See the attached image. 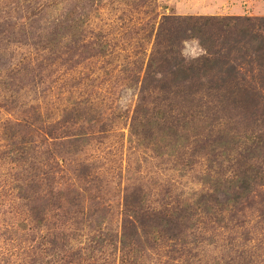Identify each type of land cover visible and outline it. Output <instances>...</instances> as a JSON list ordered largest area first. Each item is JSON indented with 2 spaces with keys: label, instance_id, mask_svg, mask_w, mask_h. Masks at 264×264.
<instances>
[{
  "label": "trees",
  "instance_id": "16d2710c",
  "mask_svg": "<svg viewBox=\"0 0 264 264\" xmlns=\"http://www.w3.org/2000/svg\"><path fill=\"white\" fill-rule=\"evenodd\" d=\"M101 1L88 0L94 11ZM136 1L132 8L147 3ZM73 13L44 37L42 61L34 64L41 71L53 67V79L44 82L45 91L59 88L50 97L51 113L60 115L58 124L85 123L86 136L95 125L96 132L113 134L118 123L127 143L168 165L160 188L139 177L125 194L129 228L121 227L117 264H147L139 236L150 247L157 243L165 264H264V17L153 15L132 34L145 48L126 49L120 46L129 35L115 40L93 32L90 12ZM187 40L198 41L201 54L185 59L180 46ZM117 88L135 90L122 116L109 107ZM5 123L0 140L18 166L21 142ZM68 136L60 134V144L76 146L77 136ZM186 177L195 190L181 185ZM100 222L88 239L92 251L113 241ZM56 240L41 242L30 264H53L67 244Z\"/></svg>",
  "mask_w": 264,
  "mask_h": 264
},
{
  "label": "rangeland",
  "instance_id": "374dc122",
  "mask_svg": "<svg viewBox=\"0 0 264 264\" xmlns=\"http://www.w3.org/2000/svg\"><path fill=\"white\" fill-rule=\"evenodd\" d=\"M152 1L132 8L136 0H102L94 11L96 6L88 0H0V135L6 122L10 128L6 132L16 133L23 153L21 163L13 165L6 157L8 146L0 140V264L20 258L21 264H30L29 254L51 236L57 237V243L67 242L53 264H111L112 260L117 264L116 242L121 227L129 228L122 214L123 199L139 184L133 180L143 177L141 184L155 183L160 188L157 184L164 183L169 174L164 157L152 158L150 151L127 143V129L118 123H114L113 134L96 132L95 125L87 136L85 123L58 124L60 115L51 113L50 97L59 88L45 91L48 83H44L53 79V67L34 68L43 58L44 37L55 30V24L72 12L74 16L88 11L93 32L113 35L115 40L129 35L120 47L138 49L145 48V42L132 34L153 15L156 20L162 15L264 17V0ZM152 7L154 14H144ZM115 40L106 43L112 45ZM180 53L189 59L201 50L195 40H187L181 43ZM116 91L109 95L114 97L109 107L122 116L133 104L135 90ZM60 134L77 136L78 143L64 146ZM179 182H187L186 189L197 188L187 177ZM252 218L247 213V219ZM99 220L113 241L92 251L88 239ZM114 235L118 237L115 241ZM138 238L139 247L145 248L139 256L147 264L166 263L156 242L150 247L142 236Z\"/></svg>",
  "mask_w": 264,
  "mask_h": 264
},
{
  "label": "clouds",
  "instance_id": "9594fccd",
  "mask_svg": "<svg viewBox=\"0 0 264 264\" xmlns=\"http://www.w3.org/2000/svg\"><path fill=\"white\" fill-rule=\"evenodd\" d=\"M197 44H198V41H197Z\"/></svg>",
  "mask_w": 264,
  "mask_h": 264
}]
</instances>
